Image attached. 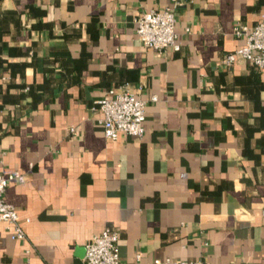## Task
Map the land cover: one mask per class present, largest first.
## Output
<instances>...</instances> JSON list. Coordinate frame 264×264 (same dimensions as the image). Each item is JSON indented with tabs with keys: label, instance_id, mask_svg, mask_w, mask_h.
<instances>
[{
	"label": "crops",
	"instance_id": "0c3cea01",
	"mask_svg": "<svg viewBox=\"0 0 264 264\" xmlns=\"http://www.w3.org/2000/svg\"><path fill=\"white\" fill-rule=\"evenodd\" d=\"M169 2L0 0V173L24 174L2 196L25 233L0 220V264H83L104 227L122 264H264V66L224 59L264 0H180L179 47L142 44L134 16ZM124 84L143 131L106 137L91 104Z\"/></svg>",
	"mask_w": 264,
	"mask_h": 264
},
{
	"label": "built area",
	"instance_id": "2783aa9c",
	"mask_svg": "<svg viewBox=\"0 0 264 264\" xmlns=\"http://www.w3.org/2000/svg\"><path fill=\"white\" fill-rule=\"evenodd\" d=\"M180 0H170L160 8H147L134 16L135 33L142 44L162 50L167 46L173 49L179 47V40L174 29L175 8ZM187 29V27H185ZM232 31L243 37V42L226 52L224 59L231 62L235 54H241L247 62L259 68L264 66V16H260L252 24L240 20L234 22ZM138 87V86H137ZM137 88L124 84L121 89L112 91L109 95H102L93 99L92 108L100 111L98 121L103 134L114 138L118 132L141 135L143 131L145 97L136 94ZM149 99H155L156 94L151 93ZM68 131H74L69 125ZM9 180L22 182L24 174L13 169L6 174L0 173V220L10 229V237L21 239L25 236L22 221L17 216L13 204L3 199V191ZM24 221L27 218L23 219ZM118 233L115 229L104 227L93 233L84 243L82 256L83 264H122L117 251ZM138 256V255H137ZM151 264H210L198 258L171 259L169 257H154Z\"/></svg>",
	"mask_w": 264,
	"mask_h": 264
}]
</instances>
